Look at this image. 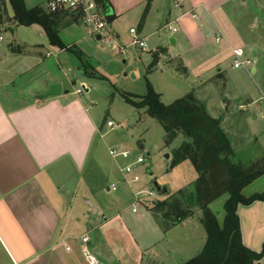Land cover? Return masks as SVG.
Wrapping results in <instances>:
<instances>
[{"label": "rangeland", "instance_id": "1", "mask_svg": "<svg viewBox=\"0 0 264 264\" xmlns=\"http://www.w3.org/2000/svg\"><path fill=\"white\" fill-rule=\"evenodd\" d=\"M6 2L8 14L13 18L12 7L8 0ZM25 3L29 8L41 5L47 10V0H25ZM263 5L262 0H256L249 8V12L260 20L257 29L248 36L250 43L257 46L256 50L259 51L256 52V74L250 75L249 69L244 68L231 70L227 63L226 80L215 79L199 86L198 91H192L209 115L219 120L228 136L234 150L231 161L244 168L264 160ZM76 16L78 23H81L82 17ZM9 28L13 29L14 34ZM131 28L140 35L133 20L125 18L120 22L117 29L122 39L115 35V47L104 40L98 41L85 26L73 27L61 35L62 41L72 46L73 51L59 53L51 47L46 35L38 34L33 27L15 23L5 25L0 28L3 37V41H0V89H6L25 100L47 85L60 84L63 91L70 93L81 89L83 93L79 97L85 101L98 125L87 168V171L92 168L97 171L95 181L107 182L109 186L118 184L124 177L123 168L138 157L145 159V163L135 170L138 182L118 184L116 192L100 190L97 194H87L91 205L100 207L104 212L92 216L94 208L85 205L92 218L102 222L100 227L97 222L94 230L85 223L87 236L111 264H185L195 258L206 243L207 231L201 224L203 213L199 208L190 207L194 215L186 220L188 223L169 230L160 227L155 213H158L160 220L164 218L155 210V206L165 197L156 193L153 181L167 185L170 195L177 196L180 190L195 192L198 172L191 161L173 164V150L184 142V136L166 147L161 124L151 118L145 109H136L128 104L124 95L145 96L150 83L161 94L162 102L170 105L190 93L193 84L198 86V82L193 75L190 78L174 75L167 59L160 61L157 69L148 72L153 63L152 51L160 46L172 47L171 39L176 36L169 28L156 31L151 25L146 34L145 50L132 43L134 36L130 34ZM33 45H44L45 56L47 51L50 52L49 56L42 60L38 56L33 58V55L25 54L27 50H33ZM17 46L22 48V52L15 51ZM33 52L38 53L39 50ZM175 65L180 67L178 62ZM190 65H194V60ZM86 70L93 74L92 77L85 74ZM115 148L129 151L130 158L111 157L109 151ZM149 170L153 176L149 175ZM261 192H264V176L247 186L243 194L250 197ZM228 198V194H225L210 205L221 226ZM182 202L189 208L187 201Z\"/></svg>", "mask_w": 264, "mask_h": 264}, {"label": "crops", "instance_id": "2", "mask_svg": "<svg viewBox=\"0 0 264 264\" xmlns=\"http://www.w3.org/2000/svg\"><path fill=\"white\" fill-rule=\"evenodd\" d=\"M108 1L109 12L113 14L107 22L117 38L122 39L117 28L125 18L135 22L139 38L145 35L140 38L145 42L151 25L156 31L177 28L176 33L171 31L176 36L171 39L172 47L160 46L151 54L152 57L158 54V64L167 59L174 75L184 78L193 75L198 86L193 84L190 93L206 82L226 80L225 65L228 63L231 70L235 69L232 48L244 49L247 58L253 60L248 73L257 72L258 47L248 38L260 21L249 12L256 0H180L179 4L178 0ZM38 6L41 5L33 8ZM146 9L148 13L141 26ZM79 26L87 27L94 35L81 22L63 27L60 38L62 33ZM31 27L46 35L42 27ZM216 34L221 36L220 43ZM51 47L59 53L69 52ZM35 49L39 52L34 53ZM43 49H46L44 45H33V50L25 54L43 60L50 54L47 51L45 56ZM177 62L180 67L175 65ZM49 86L26 100L0 89V264H111L87 236L85 227L87 223L94 230L97 222L100 227L102 222L92 216L104 214L100 207L91 205L87 194H97L100 190L110 193L111 186L95 181L97 171L93 168L87 171L98 125L79 97L81 94L76 93L79 89L73 93L62 89L58 96L37 99L36 96L49 91ZM254 138L257 139L256 135ZM255 194L264 195V192ZM85 205L94 208L92 216ZM238 216L244 246L261 252L264 202L240 206ZM103 218L107 221L104 215ZM185 223L188 221L182 224ZM84 238L88 239L86 244Z\"/></svg>", "mask_w": 264, "mask_h": 264}, {"label": "trees", "instance_id": "3", "mask_svg": "<svg viewBox=\"0 0 264 264\" xmlns=\"http://www.w3.org/2000/svg\"><path fill=\"white\" fill-rule=\"evenodd\" d=\"M8 1L14 16H9L6 0H0V28L13 23L25 27L38 25L43 28L53 47L73 51L62 42L59 32L67 25L78 23L77 14L70 11L50 13L40 6L28 8L24 0ZM96 1L106 13L111 10L108 0ZM147 13L148 9L141 18V26L145 23ZM107 19L111 20L112 16ZM17 51L22 52V48L18 47ZM79 58L82 60L81 56ZM158 62V54L154 53L148 72L154 71ZM85 74L89 77L93 75L87 70ZM124 98L134 108L145 109L151 118L161 124L166 147L171 146L180 136H184V142L173 150V164L191 161L198 172L195 192L180 190L177 193L179 198L169 195L155 206V210L164 218L163 221L160 220L158 213H155L157 222L165 230L191 218L194 212L190 207L202 211L201 224L207 231V240L203 250L185 264H264V246L261 252L244 246L238 216L240 206H249L257 201L264 202L262 194L250 197L243 194L248 185L264 175V160L250 168L234 164L231 161L234 150L219 120L209 115L204 104L193 92L170 105H165L161 95L148 83L145 96L125 94ZM225 194H228L229 198L224 206L225 217L221 226L210 205ZM184 200L189 208L184 206Z\"/></svg>", "mask_w": 264, "mask_h": 264}, {"label": "built area", "instance_id": "4", "mask_svg": "<svg viewBox=\"0 0 264 264\" xmlns=\"http://www.w3.org/2000/svg\"><path fill=\"white\" fill-rule=\"evenodd\" d=\"M180 0H178V4ZM47 11L50 13H59L61 11H70L75 14H78L82 17V22L88 26L92 33L96 36H101V40H104L109 45H114L117 47V42L115 36L109 29V24L107 22L106 12L103 10L102 6L96 0H47ZM197 15L193 14V18L197 19ZM173 33L177 32V28H172ZM130 33L134 36V45L139 46L141 49H146V42L139 38L137 30L132 29ZM217 43L221 42V36L216 34L215 36ZM0 41H3V37L0 33ZM232 59H233V68L235 69H249L253 66V61L247 58L244 49L242 48H232ZM77 94H82L81 89L76 91ZM109 154L113 158H122L129 159L131 154L126 150L111 149ZM145 163L143 157H138L133 163L127 165L122 169L124 177L118 181V184L125 183H135L139 181V177L136 174L135 170L138 166ZM118 184H111L109 190L110 192H116L118 189ZM88 241L87 238L83 239V242L86 244Z\"/></svg>", "mask_w": 264, "mask_h": 264}, {"label": "water", "instance_id": "5", "mask_svg": "<svg viewBox=\"0 0 264 264\" xmlns=\"http://www.w3.org/2000/svg\"><path fill=\"white\" fill-rule=\"evenodd\" d=\"M112 12H107L106 16L110 17L112 16ZM12 34H14V31L12 28L8 29ZM96 39L98 41L101 40V36H97ZM67 92V91H66ZM62 93V86L60 84H56V85H52L49 88V91L36 96L37 99H45V98H49V97H54V96H58ZM168 159L170 158L169 155L166 156ZM150 176H153V172L152 171H148ZM153 187L155 188V191L158 195H160L161 197H168L170 195V190L169 187L167 185H163L160 184L159 182H157L156 180L153 181Z\"/></svg>", "mask_w": 264, "mask_h": 264}]
</instances>
